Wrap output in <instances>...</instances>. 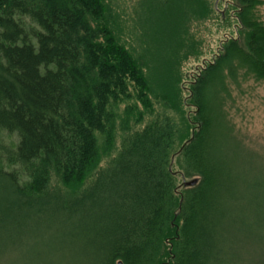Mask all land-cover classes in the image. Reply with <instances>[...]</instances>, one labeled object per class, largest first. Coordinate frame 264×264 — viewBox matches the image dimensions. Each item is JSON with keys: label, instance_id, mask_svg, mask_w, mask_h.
<instances>
[{"label": "trees", "instance_id": "trees-1", "mask_svg": "<svg viewBox=\"0 0 264 264\" xmlns=\"http://www.w3.org/2000/svg\"><path fill=\"white\" fill-rule=\"evenodd\" d=\"M160 1L178 38L165 71L148 48L168 32L143 26L135 53L111 0H0V264H264V160L224 108L230 85L264 82V3ZM216 11L235 28L190 82L187 118L186 29ZM130 97L136 123L152 118L129 127L133 105L111 154L112 107ZM174 156L194 185L176 182Z\"/></svg>", "mask_w": 264, "mask_h": 264}, {"label": "rangeland", "instance_id": "rangeland-1", "mask_svg": "<svg viewBox=\"0 0 264 264\" xmlns=\"http://www.w3.org/2000/svg\"><path fill=\"white\" fill-rule=\"evenodd\" d=\"M111 1L114 5L116 13L119 14L120 18L124 22V27H122L123 29L125 28L123 31V41L127 44L128 47L134 50L135 53H139L141 49L138 47L139 44L137 43V39L138 36H140L141 30L144 29L143 26H145L146 30L148 29L150 34L153 35H157V33L168 32V35H166L165 37L168 38L169 43L165 44L164 49H162L161 47H158L159 49H156L152 45L148 49L153 50L154 52H151V56L149 57V60L151 62L153 61L154 63L157 59V63L159 62L161 65H163L162 67L164 68V71L165 69H167V67L169 68V66H167V60L168 63L171 62L170 51L173 45L176 44L178 38H176V34L173 33L175 31L174 27L172 26L173 23H168L170 21L167 22L165 21V18L163 19L166 6H161L160 0ZM166 1L169 3L170 0ZM215 1V3H217L219 0ZM226 1L227 0H221L219 2L218 8L220 10V14L224 13L221 9V6H225L227 4ZM262 1L264 3V0ZM209 2L213 6L214 0H209ZM185 14L186 13L184 12L182 13V15ZM217 14H219V11H216L212 15V17H214L215 19L210 17L203 22H189L190 24H188V28L186 29L187 34L192 36L196 45V50L192 54V56H189L188 59L183 61L181 64V90H177V100L178 102L180 100V110L184 111V114L187 118H192L195 110L194 107L190 104L188 98L190 82H192L193 78H195V74L198 72V69L214 58V55H216L220 49L224 37L227 34H230L231 30L235 28V26L230 27L229 25L233 24L232 19L226 17L227 21H224L222 23L220 21L222 18L219 19L220 14L218 16ZM258 15L264 22V4L259 7ZM183 17L184 16H182V19H184ZM219 21L222 24H220ZM142 22L148 23L144 24ZM143 47L144 49H147V45ZM154 69H156V67H153V71ZM230 88L231 97L226 100L224 108L225 110H227L228 118L234 125V134L236 135L237 139L242 142L248 153H250L254 157H258L261 160H264V82H256L250 79L241 81L238 85H230ZM132 89V87L128 89L130 93ZM133 105L135 106V108H133V110L135 111L132 114H135V117L127 121L129 127L141 128L146 125V123H148V121H150V119L152 118L146 115L145 118L144 116L142 117V123L135 122L137 112H142L143 114L144 110L143 106L139 102H137L134 97H130L128 99L123 98L122 101L114 105L112 108L113 110H116V117L114 120L116 138L113 149L110 150L111 154L119 143L121 134L120 132L122 131L121 127H123L122 122L124 120L126 121V115L128 114V111H131L129 109ZM153 108L159 111L163 110V108H160L159 105L154 101ZM170 113L173 117H178L174 111L170 110ZM96 140V146L99 147L98 149L101 150L100 152L102 153L104 138L101 134L96 133ZM104 161H106L105 156L102 157V162ZM179 163L180 161L174 156L172 160V170L174 175L177 176V183L183 184L185 182L187 183L194 179H197L196 177H193L191 175L186 176L184 174L183 168L179 166ZM165 251L166 247H164L163 249V255L165 254ZM17 261L19 262L17 264H30L29 261H24V258H22V260L17 259ZM10 264H16V258H14V260H11Z\"/></svg>", "mask_w": 264, "mask_h": 264}, {"label": "water", "instance_id": "water-1", "mask_svg": "<svg viewBox=\"0 0 264 264\" xmlns=\"http://www.w3.org/2000/svg\"><path fill=\"white\" fill-rule=\"evenodd\" d=\"M197 182V179H194V180H192V181H190V182H185L184 183V185L185 186H192V185H194L195 183ZM116 264H123L121 261H118V262H116Z\"/></svg>", "mask_w": 264, "mask_h": 264}]
</instances>
